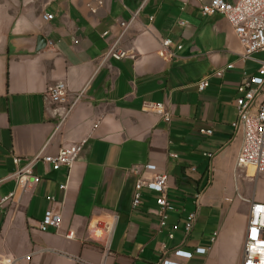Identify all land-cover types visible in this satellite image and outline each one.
<instances>
[{
    "label": "crops",
    "instance_id": "obj_1",
    "mask_svg": "<svg viewBox=\"0 0 264 264\" xmlns=\"http://www.w3.org/2000/svg\"><path fill=\"white\" fill-rule=\"evenodd\" d=\"M102 1L0 0V199L15 188L14 156L25 163L44 147L56 154L91 135L70 172L39 163L40 181L0 207V264H158L175 259L177 248L198 247L207 252L178 260L241 264L246 199L264 200V175L237 168L242 138L233 137L232 123L244 71L253 74L256 64L241 62L243 48L227 19L204 16L192 0ZM45 13L54 18L44 20ZM164 38L173 41L171 60L158 53ZM111 47L127 56L106 57ZM203 78L210 85L200 91ZM60 81L69 101L84 92L69 111L47 95ZM145 102L163 103L171 121ZM145 164L168 176L173 209L164 226L158 193L144 188L141 204L132 206L137 178L153 175ZM48 208L62 215L58 230L39 228ZM114 216L104 246L91 227Z\"/></svg>",
    "mask_w": 264,
    "mask_h": 264
},
{
    "label": "built area",
    "instance_id": "obj_2",
    "mask_svg": "<svg viewBox=\"0 0 264 264\" xmlns=\"http://www.w3.org/2000/svg\"><path fill=\"white\" fill-rule=\"evenodd\" d=\"M199 4L200 11L204 16L215 14L223 15L229 24L233 27L242 45L243 51L240 54V60L246 64L252 62L256 64V70L249 74L245 69L243 78L238 86V95L235 99L237 108L236 119L232 123L233 137L242 138V146L237 156L236 166L239 169H249L254 171L252 177L258 178L264 175V0H212L210 3H203V0H192ZM103 4L102 0L98 2ZM92 12L96 8L88 5ZM42 18L46 21L54 18L53 14L45 13ZM185 24L186 22H182ZM124 34L128 28V23L123 22ZM173 41L170 38H164L161 41V47L158 51L159 56L164 60H171L175 52L171 49ZM182 46H178L181 49ZM116 59H123L127 56L125 51L116 50L111 47L105 54ZM234 64L230 63L227 68H233ZM223 69L217 70V77L223 76ZM210 85L209 78H203L198 82V89L204 91ZM47 95L54 103L69 104L68 111L73 108L83 97L84 92L75 94L72 101L68 100V89L65 82L60 81L50 86ZM145 109H152L162 114L163 119L171 121V114L165 110L163 103L143 104ZM204 134H212V130L202 129ZM91 135L82 138L78 143L62 147L56 154H47L45 147L32 158H28L25 163L19 156L13 157L15 171L12 177L15 180V188L7 196L0 199V207L11 203L18 195V192L24 193L30 183H38L40 177L34 173V167L39 164H47L53 170H59L66 167L69 172L75 165L76 161ZM145 171L153 172L151 178L139 176L135 183L134 197L132 206L138 207L142 202L144 188L159 194L157 198L156 213L160 216L162 226L166 224L167 211L173 209L168 200V176L164 172L158 171L155 164H145ZM139 174V169L134 170ZM67 184H62V189H67ZM241 197V196H240ZM48 200L55 201L54 197L49 196ZM250 203L249 219L245 234V243L241 264H264V200L257 199L254 195L246 199ZM197 212L188 215L185 223L186 234H189L197 220ZM118 216L103 222H97L91 227L92 238L103 240L104 246H109L114 233ZM62 224V215L53 208H48L44 214L39 228L47 231L50 228L58 230ZM74 233L70 232L68 236L73 237ZM173 237V235H171ZM207 248L198 247L195 251L177 248L172 254L175 259L165 257L158 264H185L178 259H192L195 253L205 254ZM80 261V258H76ZM101 264H104L102 262Z\"/></svg>",
    "mask_w": 264,
    "mask_h": 264
},
{
    "label": "rangeland",
    "instance_id": "obj_3",
    "mask_svg": "<svg viewBox=\"0 0 264 264\" xmlns=\"http://www.w3.org/2000/svg\"><path fill=\"white\" fill-rule=\"evenodd\" d=\"M251 174H253V171H249ZM261 191L263 190L264 191V176H261Z\"/></svg>",
    "mask_w": 264,
    "mask_h": 264
},
{
    "label": "bare ground",
    "instance_id": "obj_4",
    "mask_svg": "<svg viewBox=\"0 0 264 264\" xmlns=\"http://www.w3.org/2000/svg\"><path fill=\"white\" fill-rule=\"evenodd\" d=\"M250 170L253 171L252 169H249L248 172H249ZM253 173H254V171H253ZM251 175H253V174H251Z\"/></svg>",
    "mask_w": 264,
    "mask_h": 264
},
{
    "label": "water",
    "instance_id": "obj_5",
    "mask_svg": "<svg viewBox=\"0 0 264 264\" xmlns=\"http://www.w3.org/2000/svg\"><path fill=\"white\" fill-rule=\"evenodd\" d=\"M21 1H23V0H21Z\"/></svg>",
    "mask_w": 264,
    "mask_h": 264
}]
</instances>
